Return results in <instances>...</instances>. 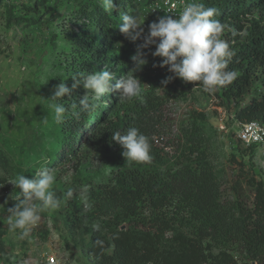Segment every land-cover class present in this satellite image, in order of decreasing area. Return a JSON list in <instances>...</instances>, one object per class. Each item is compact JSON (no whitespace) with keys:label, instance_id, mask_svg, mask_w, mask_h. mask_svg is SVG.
Here are the masks:
<instances>
[{"label":"trees","instance_id":"obj_1","mask_svg":"<svg viewBox=\"0 0 264 264\" xmlns=\"http://www.w3.org/2000/svg\"><path fill=\"white\" fill-rule=\"evenodd\" d=\"M137 1L114 0L116 7L112 10L105 9L103 0L80 1L81 12L89 23L69 35L74 47L69 72L114 67V79L128 73L134 66L131 57L136 53V43L125 38L118 27L122 14L139 15ZM201 2L218 9L216 19L245 33L243 37H233L226 30L235 53L228 70L238 75L220 88L221 98L237 105L236 121L264 124V0ZM147 61L135 73L142 83L140 97L122 103L119 94L113 93L108 95L111 103L102 97L91 114L77 117L67 113L62 123H55L57 149L51 160L53 165L76 162L88 143L113 148L123 158V166L109 180L94 183L77 179L73 197L67 198V191L57 193L72 241L92 264H238L232 251L250 264H264V182L234 156L238 171L230 192L225 194L219 175L206 156L205 115L197 116L200 124L196 119L184 130L187 161L183 160L175 172L161 171L171 156L158 143L164 104V97L158 92H170L169 84L161 83L170 74H149L146 69L155 60L149 56ZM84 94L81 85L72 97L78 102ZM248 98L249 102L243 105ZM62 102L67 105L71 100L66 97ZM129 127H136L149 137V162L126 164L123 149L112 140L114 132L123 133ZM82 186L88 187L86 195L92 205L88 211L79 195ZM95 225H99V231ZM4 232L0 229V250H4ZM97 240H103L104 246L97 245Z\"/></svg>","mask_w":264,"mask_h":264},{"label":"rangeland","instance_id":"obj_2","mask_svg":"<svg viewBox=\"0 0 264 264\" xmlns=\"http://www.w3.org/2000/svg\"><path fill=\"white\" fill-rule=\"evenodd\" d=\"M80 1L0 0V229L5 231L0 264H47L50 256L56 257L57 264H92L65 228L63 202L57 209L41 213V220L31 229L28 238L20 240L16 233L9 231L4 218L19 192L10 183L15 176L23 174L31 179L42 166L54 169L57 179L52 190L57 195L74 190L77 179L94 183L107 181L123 166L117 150L90 143L84 145L76 162L56 165L51 162L57 149V129L50 107L52 102L46 99L62 80H66L63 82L67 86L71 84L73 74L68 71V65L74 47L69 35L78 33L81 26L89 23L81 12ZM223 38L228 40L226 31ZM122 44L123 40L117 45ZM152 58L155 62L146 69L149 74L171 75L167 67H153L162 61ZM107 70L115 77L114 67ZM168 84L170 92L166 95L158 92L164 97L158 143L171 156L161 171L175 172L183 160L187 161L184 130L196 119L200 124L197 116L203 114L206 156L215 167L225 194L230 192L238 171L234 156L264 182V147H246L239 141V128L234 119L237 105L222 99L220 88L205 93L179 78ZM105 99L111 103L108 95ZM248 102L249 98L242 104ZM119 114L125 116L124 112ZM232 253L238 264H250L238 252Z\"/></svg>","mask_w":264,"mask_h":264},{"label":"clouds","instance_id":"obj_3","mask_svg":"<svg viewBox=\"0 0 264 264\" xmlns=\"http://www.w3.org/2000/svg\"><path fill=\"white\" fill-rule=\"evenodd\" d=\"M103 6L108 10L116 7L114 0H103ZM218 14L216 7L205 6L201 0H186L179 13L174 15L175 18L168 14L157 17L148 25L147 33L143 27L145 17L122 14V22L118 27L120 33L133 42L142 41L131 57L134 66L119 79H114L113 73L105 69L73 74L71 87L63 82L66 80H62L53 88L50 98L46 99L52 102L53 118L62 123L67 113L77 117L81 113L91 114L99 107L102 97L113 93L119 94L122 103L140 97L142 83L135 73L148 63L144 50L150 46H155L151 55L162 61L153 67H167L171 73L161 82L165 86L179 78L186 83H197L203 92L212 93L230 84L238 75L236 71L228 70L235 53L223 36L226 30L233 37H243L245 33L216 19ZM81 85L85 94L77 102L72 93ZM66 97L71 100L67 105L62 102ZM112 140L123 149L122 156L126 164L149 162L152 159L149 137L136 127H129L123 133L114 132ZM56 179L54 169L42 166L31 179L19 174L10 181L19 192L14 199L16 203L7 208L8 215L4 219L9 231L16 233L18 239L24 240L30 236L31 229L41 220L42 212L60 207L61 199L52 190ZM87 192V186L80 188L79 195L85 211L92 207ZM65 195L71 198L74 192L70 189ZM94 228L99 231V225ZM96 244L103 247L104 241L97 240Z\"/></svg>","mask_w":264,"mask_h":264},{"label":"built area","instance_id":"obj_4","mask_svg":"<svg viewBox=\"0 0 264 264\" xmlns=\"http://www.w3.org/2000/svg\"><path fill=\"white\" fill-rule=\"evenodd\" d=\"M186 0H138L136 2L138 6L139 15L145 17L144 29L147 33L148 25L157 19V17L168 15H177L181 10ZM175 18V16H174ZM135 51L137 45L142 43L138 40L135 42ZM147 56H151V52L155 51V46H150L149 49L144 50ZM191 87L199 88L195 83H190ZM238 125V139L246 147H264V124L258 121L249 123H240L235 120ZM221 128L224 130L225 126L222 124ZM47 264H57L56 257H47Z\"/></svg>","mask_w":264,"mask_h":264}]
</instances>
